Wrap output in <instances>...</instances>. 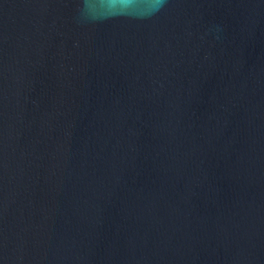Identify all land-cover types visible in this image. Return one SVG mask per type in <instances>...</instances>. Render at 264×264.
Returning <instances> with one entry per match:
<instances>
[{
  "label": "water",
  "instance_id": "1",
  "mask_svg": "<svg viewBox=\"0 0 264 264\" xmlns=\"http://www.w3.org/2000/svg\"><path fill=\"white\" fill-rule=\"evenodd\" d=\"M0 264H264V0H0Z\"/></svg>",
  "mask_w": 264,
  "mask_h": 264
}]
</instances>
